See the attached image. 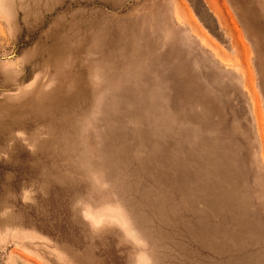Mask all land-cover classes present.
Returning a JSON list of instances; mask_svg holds the SVG:
<instances>
[{
	"label": "rangeland",
	"instance_id": "374dc122",
	"mask_svg": "<svg viewBox=\"0 0 264 264\" xmlns=\"http://www.w3.org/2000/svg\"><path fill=\"white\" fill-rule=\"evenodd\" d=\"M0 264H264V0H0Z\"/></svg>",
	"mask_w": 264,
	"mask_h": 264
}]
</instances>
